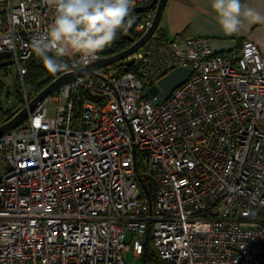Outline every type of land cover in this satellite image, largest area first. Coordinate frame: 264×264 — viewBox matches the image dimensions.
I'll use <instances>...</instances> for the list:
<instances>
[{"label":"built area","instance_id":"1","mask_svg":"<svg viewBox=\"0 0 264 264\" xmlns=\"http://www.w3.org/2000/svg\"><path fill=\"white\" fill-rule=\"evenodd\" d=\"M54 14L53 0H0V51H11L21 79ZM154 16L155 7L143 12L135 39ZM109 47L75 54L64 71ZM130 59L134 69L119 75L102 66L60 85L0 133V264H127V233L135 256L149 240L166 264H261L259 42L216 51L203 35L153 34ZM179 66L191 73L165 99L144 96Z\"/></svg>","mask_w":264,"mask_h":264},{"label":"clouds","instance_id":"2","mask_svg":"<svg viewBox=\"0 0 264 264\" xmlns=\"http://www.w3.org/2000/svg\"><path fill=\"white\" fill-rule=\"evenodd\" d=\"M53 3L55 14L47 25L46 35L35 38L31 44L51 72L67 68L61 58L70 54L94 58L112 44L119 32H126L134 20L130 15L132 0H53ZM211 6L227 33L238 32L245 20L264 19L244 6L242 0H212Z\"/></svg>","mask_w":264,"mask_h":264},{"label":"water","instance_id":"3","mask_svg":"<svg viewBox=\"0 0 264 264\" xmlns=\"http://www.w3.org/2000/svg\"><path fill=\"white\" fill-rule=\"evenodd\" d=\"M165 2L166 0H150L149 2L142 5H131L132 11L130 15L134 18L133 23L128 27L126 32H119V34L124 36L129 42V44L125 48L118 52L104 55L99 59L88 63L87 65L60 73L34 96H32V98L28 100V102H26L11 118L2 122L0 124V133L10 130L11 128L21 123L25 118L28 117L29 112H31L36 107L38 102H40L46 95L54 91L60 85L66 82L73 81L79 76L84 77L90 74L98 75L96 71L97 68L108 66L114 62L120 61L127 66H131L133 63V59H124L130 53L138 50L148 40V38L155 33L162 17ZM153 7H155V16L151 26L138 39H135L132 31L134 30V26L136 25L137 21L141 18L140 13ZM10 56V50H1L0 65H7L9 63H12L13 58H11ZM190 73V67L179 66L173 69L171 72L160 77L157 85H151L149 88H147V90L144 92V96L151 97L157 94V98L155 101L163 100L173 91L175 87L184 82L188 78ZM147 177L150 179L153 189H155V179L150 175H147Z\"/></svg>","mask_w":264,"mask_h":264},{"label":"crops","instance_id":"4","mask_svg":"<svg viewBox=\"0 0 264 264\" xmlns=\"http://www.w3.org/2000/svg\"><path fill=\"white\" fill-rule=\"evenodd\" d=\"M133 1L145 4L150 0ZM211 4L212 0H166L157 32L154 34L180 38L203 35L209 39L210 46L216 51L236 47L244 38L250 36L259 42L264 54V19L254 22L245 20L238 32L227 33L219 25L217 13ZM242 4L264 18V0H242ZM140 14L142 17L143 12ZM74 55L66 57L69 60Z\"/></svg>","mask_w":264,"mask_h":264},{"label":"trees","instance_id":"5","mask_svg":"<svg viewBox=\"0 0 264 264\" xmlns=\"http://www.w3.org/2000/svg\"><path fill=\"white\" fill-rule=\"evenodd\" d=\"M132 34L134 36H137L135 31H132ZM129 44L128 40L122 36L121 34H118L117 38L113 41V43L110 45L109 49L106 51L107 54H112L115 52H118L125 48ZM49 55H54V53H49ZM64 63L67 64L68 59L66 56L61 58ZM24 65L26 66L27 71L23 75L24 80V87L27 90L28 98L31 99L34 94H36L39 90H41L44 86H46L52 79H54L56 76H58L60 73H62L65 68L57 71V72H51L48 69L45 68L42 59L37 56L34 51L31 54V56L23 61ZM5 65H0V69H3ZM109 68L114 69V75H119L125 71L134 69L132 66H127L123 62H114L110 65H108ZM16 82H19V75L18 72L16 74ZM19 85V83H18ZM21 88L15 87L16 96L19 98L20 106H18L16 109H6L4 110L0 105V124L9 118H11L23 105L25 99L23 98V91H22V85H20ZM19 86V87H20ZM2 88L1 82H0V89ZM92 92L89 94L90 97L92 96ZM87 96V95H86ZM139 257L142 260L143 264H166L163 262V260L160 258V255L156 248L154 247L153 243L147 240L141 249V253Z\"/></svg>","mask_w":264,"mask_h":264},{"label":"rangeland","instance_id":"6","mask_svg":"<svg viewBox=\"0 0 264 264\" xmlns=\"http://www.w3.org/2000/svg\"><path fill=\"white\" fill-rule=\"evenodd\" d=\"M156 32L157 31H155V33ZM16 74H17V67L14 62L5 65L3 69H0V82L2 85V88L0 89V105L4 110L6 109L14 110L18 106H20V102H19L20 100L16 96L15 87L21 88L20 85L24 83V80L19 78V82H16L17 81ZM47 107H48V114L49 115L54 114L55 112L54 104L52 102H48ZM0 163H1L0 165V173H1V171L4 169V165L2 164L3 161H1ZM263 190H264V186H263ZM126 242L129 244V248L124 254V258L127 264H143L141 258L139 256H135L136 247L133 238H131L130 233H127ZM261 264H264V260H262Z\"/></svg>","mask_w":264,"mask_h":264},{"label":"snow or ice","instance_id":"7","mask_svg":"<svg viewBox=\"0 0 264 264\" xmlns=\"http://www.w3.org/2000/svg\"><path fill=\"white\" fill-rule=\"evenodd\" d=\"M35 123H36V124H39L40 122H39V120L37 119V120L35 121Z\"/></svg>","mask_w":264,"mask_h":264}]
</instances>
